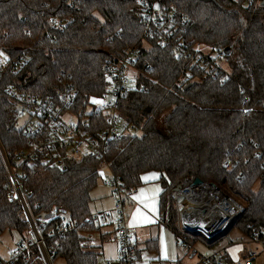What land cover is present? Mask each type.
I'll return each instance as SVG.
<instances>
[{"label":"trees","instance_id":"1","mask_svg":"<svg viewBox=\"0 0 264 264\" xmlns=\"http://www.w3.org/2000/svg\"><path fill=\"white\" fill-rule=\"evenodd\" d=\"M156 1L174 32L165 44L144 21L143 0H0V52L9 60L26 52L22 64L0 74V232L24 238L29 228L21 201L5 195L12 173L32 215L65 211L42 229L53 262L98 264V253L78 240L100 228L87 219L101 160L127 188L140 185L143 173H160V212L177 185L195 177L214 182L242 198V210L219 235L230 226L251 237L264 231L263 0ZM127 46L140 50L132 86L117 99L121 134L102 141L98 155L66 157L64 172L53 159H19L28 138L12 91L37 93L53 105L73 93L68 111L86 118L84 131L99 136L108 127L106 113L93 101L110 98L104 62ZM130 126L135 130L125 132ZM169 207L167 227L177 239L172 200ZM62 221L74 225L58 230ZM145 245L158 251L154 239Z\"/></svg>","mask_w":264,"mask_h":264},{"label":"built area","instance_id":"2","mask_svg":"<svg viewBox=\"0 0 264 264\" xmlns=\"http://www.w3.org/2000/svg\"><path fill=\"white\" fill-rule=\"evenodd\" d=\"M144 10L143 19L148 23V28L158 35L160 42L165 44L170 42L174 32L170 29L167 22L163 21L161 11L158 9V2L155 0H143ZM188 45V43H185ZM203 44L195 45V49ZM210 48V47H208ZM139 47L127 46L123 49L119 56H108L104 62L105 77L108 82L110 98H103V103H99L106 113L107 129L104 133H99V136H94L84 131V127L88 124L86 118L77 116L68 111L69 104L74 99L73 93L63 95V100L60 104L53 105L51 102L41 99L40 95L34 92L23 90L12 91L13 96L20 102L22 109L20 110V118L26 115L23 123L18 124L22 128V132L27 136V144L19 148L16 152L19 159L29 164L36 158L44 160L53 159L61 172L66 171L65 158H83L84 156H95L100 153L101 142L106 138L117 137L121 134L122 121L117 110V99L123 96L132 86V80L128 76V70L133 69V62L139 52ZM211 50V49H210ZM197 54V58H199ZM5 56H0V74L4 69L13 71L17 66L26 60V52L11 60L4 59ZM223 62H221V66ZM134 70V69H133ZM87 111H91L92 107H87ZM20 121V120H19ZM135 127L130 126L125 129V132H133ZM102 173V182L109 186L111 193L114 195V202L111 208L91 212L87 222H94L100 228L110 226L109 236L116 243V256L106 259L102 264H140L137 260V252L139 250L138 229L136 226L128 224L126 221L127 197L130 188L124 184L106 176L103 173L105 162H99ZM5 195L8 200L15 198L21 201L23 212L28 221L29 228L26 236L23 238L16 248H14L7 259L0 258V264H55L56 261L50 259L49 251L44 246V236L42 229L44 224L52 219H55L59 214L65 213L62 208L58 211L50 210L36 216L32 215L25 199V193L21 183L17 180L14 174H10V179L5 182ZM202 185H209L204 182ZM195 186H186L179 189H172L168 193V203L166 208L160 212L157 222L165 226L170 220L169 202L172 200L176 209V225L178 230L177 243L181 251L188 255H198V261L194 264H240L231 260L225 253V249H219L209 253H202L194 246L199 242L204 248L211 247L220 240H228V244L232 241L227 234L219 235L218 232L206 234L202 232L193 222L192 218L184 219L181 204L178 195L189 188ZM220 188V187H219ZM221 189V188H220ZM222 190V189H221ZM223 191V190H222ZM224 192V191H223ZM225 193V192H224ZM22 196V198L20 197ZM225 195L233 202L237 203L231 196ZM238 204V203H237ZM238 209L231 215L223 219L220 224L221 229L227 226L229 221L233 219L241 210L242 206L238 204ZM214 213V212H210ZM222 219V218H220ZM208 220V218H207ZM218 221V220H217ZM207 222V221H206ZM208 223V222H207ZM67 221L57 226L58 230H66L69 226H73ZM188 225L196 226L195 229L188 228ZM220 229V230H221ZM99 232V231H97ZM91 231L84 232L78 240V244L86 251H94L100 248L104 238L99 233ZM51 231L47 232L50 234ZM97 234V237H95ZM252 238L264 244V231L261 233L254 231ZM195 242V243H193ZM99 250V249H98ZM253 250L246 253L244 264H252V257L255 256ZM154 264H167L165 262H156Z\"/></svg>","mask_w":264,"mask_h":264},{"label":"crops","instance_id":"3","mask_svg":"<svg viewBox=\"0 0 264 264\" xmlns=\"http://www.w3.org/2000/svg\"><path fill=\"white\" fill-rule=\"evenodd\" d=\"M141 181L142 183L136 187L130 188L128 191V197H127V201L130 203L128 204L127 207V211H126V221L128 224L134 225L137 227L138 229V238H139V250L137 252V260L138 262L141 259V254L142 251L145 250L148 253L155 255L157 260H160L159 257V252L161 250V240H159L158 236H152L150 238H145L142 239L141 236L147 235L148 232H151V226L154 225L157 222V219L159 217L160 214V209H159V196L160 193L163 190V187L161 185L160 182V173L155 172V171H150V172H146L143 173L141 175ZM105 185V184H104ZM92 193V192H91ZM90 193V195H91ZM91 201L93 202V204H97L96 206H94L93 208L90 207L91 212H95V211H99V210H106L111 208L113 202H114V195L111 193V189L109 186L105 185V186H100V188H97L94 192V196H91ZM90 202V205L91 203ZM131 205V206H130ZM111 227L110 226H103L101 228H99V232H97V234L99 235V233H104L105 235H100V237H103L104 242H109L110 247L109 251H108V255L107 258H114L116 256V243L115 241L109 236ZM97 234H95V237H97ZM149 234V233H148ZM244 234V233H243ZM247 240H243L241 241V245L243 246L242 251H240L244 257V259L246 258V253L249 250H253L256 254L255 256L258 255L257 252V244L256 240H254L251 236L244 234ZM150 239H154L157 242V252H150L145 245V242L147 240ZM102 242V244L104 243ZM221 242V240L219 242L216 243V245H218ZM234 243H236L234 241ZM101 244V246H102ZM259 244L264 247V244H262L261 242H259ZM215 245V246H216ZM233 245V241L226 245L225 242H223V244H221V248L219 249H225V253L226 255L231 259V254H229L228 249ZM100 246V247H101ZM260 247V246H259ZM218 249V250H219ZM100 250V248H99ZM94 250V252L100 253L102 252V250ZM204 251V250H201ZM216 251V250H215ZM104 252V250H103ZM212 252V251H210ZM238 252V254L240 253ZM209 253V252H207ZM252 257V261L254 264V257ZM152 261H154V259H151ZM163 260L165 259H161L160 261L164 262ZM234 261V260H233ZM237 263H239L238 261H235ZM240 264H242V262L240 261Z\"/></svg>","mask_w":264,"mask_h":264},{"label":"rangeland","instance_id":"4","mask_svg":"<svg viewBox=\"0 0 264 264\" xmlns=\"http://www.w3.org/2000/svg\"><path fill=\"white\" fill-rule=\"evenodd\" d=\"M198 49L207 54V53H213L210 48H208V46L206 45H200L198 47ZM1 53V52H0ZM4 55V54H3ZM222 65L225 67V63L223 62ZM128 76L134 80L136 73L134 72L133 69H129L128 70ZM26 119V115H24L23 117H21L19 120L20 123H23L24 120ZM103 173L108 176L109 172L108 170H106L104 168ZM100 186H105L104 183L102 182V173L101 176L96 184V186L92 189V193L91 196H94V192L97 188H100ZM258 188V185L256 184L254 189L256 190ZM231 197L240 205L242 206V198H240L239 196L232 194ZM92 202V201H91ZM127 207L128 204H130L127 200ZM97 204H93V202L91 203L90 207L93 208L94 206H96ZM131 206V205H130ZM127 207H126V211H127ZM224 229V227L219 230L218 232L222 231ZM149 233V234H148ZM147 235L141 236L142 239L145 238H150V237H156L158 236L159 240H161V250L159 252V257L160 260L161 259H165L163 260L165 263L167 264H194L198 261V255H188L186 252L181 251L179 249L178 243H177V239L174 236V233L165 225L163 224H159V223H155L154 225L151 226V232H148ZM227 236L229 237V239L231 241H233V245L228 249L229 254H231V257L234 261H238L240 263V261L242 262V264H244V257L242 255V253L240 251H242L243 246L241 245V241L243 240H247L245 235L237 228L230 226L229 230L227 231ZM23 241V236L21 234H19L17 231L14 230H6L3 232H0V258L1 259H7L9 258L12 250L14 248L17 247V245ZM234 241L236 243H234ZM223 242H225L226 245H228V240L224 239L221 240V242L216 245L214 244L211 247H203L199 242H196L194 244L195 248L197 250H199L202 253H207L210 251H215L218 250L219 246H221V244H223ZM257 244V252L258 255L254 257V264H264V247H262L258 241H256ZM216 245V246H215ZM260 246V247H259ZM109 242H104L102 244V246L100 247V250H102V252L98 253V264H102L107 258L108 255V251H109ZM99 248H96L94 250H98ZM99 250V251H100ZM104 250V252H103ZM204 250V251H201ZM238 252H240L238 254ZM141 259L139 261L140 264H154L156 262H159L160 260L156 259L155 255H152L150 253H148L147 251L143 250L142 254H141ZM151 259H154V261H152ZM55 264H64L63 261L59 260L56 261ZM253 264V261H252Z\"/></svg>","mask_w":264,"mask_h":264},{"label":"bare ground","instance_id":"5","mask_svg":"<svg viewBox=\"0 0 264 264\" xmlns=\"http://www.w3.org/2000/svg\"><path fill=\"white\" fill-rule=\"evenodd\" d=\"M178 199L184 219L192 218L198 226L212 222L213 228L219 227L225 217L239 208L238 204L229 199L221 189L208 185L189 188L181 192ZM219 214L223 216L222 219L219 218ZM212 225L208 226V229Z\"/></svg>","mask_w":264,"mask_h":264},{"label":"water","instance_id":"6","mask_svg":"<svg viewBox=\"0 0 264 264\" xmlns=\"http://www.w3.org/2000/svg\"><path fill=\"white\" fill-rule=\"evenodd\" d=\"M263 5H264V0L261 2ZM204 182L202 181V179L201 178H199V177H195L194 179H193V181L191 182V184H190V186H195V185H201V184H203ZM211 187H213V188H216V189H220L219 188V186H217L214 182H211L210 184H209ZM176 189H179L180 188V185H177L176 187H175ZM20 197L22 198V196L20 195ZM219 218H223V216L221 215V214H219ZM210 225H212V222L209 224V222L207 223V224H203L202 226H197L202 232H204V233H206V234H213V233H215V232H218L220 229H221V227L219 226V227H216V228H213L214 227V225H212L209 229H208V226H210ZM188 228H190V229H195L196 228V226L194 225V226H190V225H188ZM223 232V230L222 231H220V232H218L219 234L220 233H222Z\"/></svg>","mask_w":264,"mask_h":264},{"label":"snow or ice","instance_id":"7","mask_svg":"<svg viewBox=\"0 0 264 264\" xmlns=\"http://www.w3.org/2000/svg\"><path fill=\"white\" fill-rule=\"evenodd\" d=\"M0 56H3V53H0ZM4 59H7V57H4ZM93 102H95V103H103V101L95 100V98H94Z\"/></svg>","mask_w":264,"mask_h":264}]
</instances>
